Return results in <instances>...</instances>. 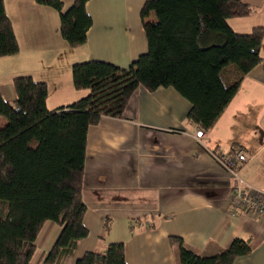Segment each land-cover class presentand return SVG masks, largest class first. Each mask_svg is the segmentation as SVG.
<instances>
[{"label":"crops","instance_id":"1","mask_svg":"<svg viewBox=\"0 0 264 264\" xmlns=\"http://www.w3.org/2000/svg\"><path fill=\"white\" fill-rule=\"evenodd\" d=\"M60 1L67 8L74 0ZM144 1L88 0L92 26L87 40L70 47L59 32L55 8L38 0H3L19 47L16 54L0 57L4 99L15 100L12 81L26 75L46 83L48 109L64 107L89 93L74 87V63L102 60L127 68L147 50L140 17ZM242 2L255 10L249 17L230 18L233 30L247 33L264 26V0ZM260 53L262 62L243 77L208 130L187 119L190 102L174 88L150 92L142 86L128 100L122 117L102 116L88 128L83 223L89 234L60 264H73L85 251H102L111 242L124 244L128 264H179L178 246L170 243V236L180 237L185 248L202 256L221 252L238 237L248 242L251 252L234 264H264V218L228 214L233 178L208 153H229L234 145L242 146L250 159L239 174L264 191V38ZM199 130L200 142L194 138ZM48 222L36 249L39 240L49 246L34 253L32 263L59 233L46 229Z\"/></svg>","mask_w":264,"mask_h":264},{"label":"trees","instance_id":"2","mask_svg":"<svg viewBox=\"0 0 264 264\" xmlns=\"http://www.w3.org/2000/svg\"><path fill=\"white\" fill-rule=\"evenodd\" d=\"M87 1L74 0L64 8L60 0H38L58 11L59 32L70 47L87 40L92 26ZM254 10L242 0H145L140 17L146 52L127 68L102 60L74 63L72 81L76 89H89L85 97L50 110L46 83L26 75L12 81L13 102L0 91V264H60L88 236L83 223L88 128L102 116L122 117L140 86L150 92L174 88L190 102L187 119L204 130L211 128L243 77L262 62L264 26L239 33L228 23ZM18 51L0 0V57ZM48 221L59 233L32 263L37 237ZM169 241L178 246L179 264H234L251 252L248 242L238 237L210 256L185 248L178 236ZM73 264L128 263L124 244L111 242L102 251H85Z\"/></svg>","mask_w":264,"mask_h":264},{"label":"built area","instance_id":"3","mask_svg":"<svg viewBox=\"0 0 264 264\" xmlns=\"http://www.w3.org/2000/svg\"><path fill=\"white\" fill-rule=\"evenodd\" d=\"M202 136L203 131L199 130L194 138L200 142ZM208 153L233 178V185L229 194L231 208L228 214L233 217L243 212V214L254 218H264V191L247 183L239 174L242 166L250 159L244 148L234 145L229 153H223L217 149L208 150Z\"/></svg>","mask_w":264,"mask_h":264},{"label":"rangeland","instance_id":"4","mask_svg":"<svg viewBox=\"0 0 264 264\" xmlns=\"http://www.w3.org/2000/svg\"><path fill=\"white\" fill-rule=\"evenodd\" d=\"M2 124V120L0 119V125ZM84 195H85V197L88 195V191H85L84 193H83ZM83 198H84V196H83ZM47 226H49V227H53V229H54V232H58L59 230H60V228L55 224V223H53V222H48L47 224H46V226H45V228L47 227ZM47 229V228H46ZM42 233V232H41ZM44 235V233L42 234V236ZM51 236H52V234H51ZM96 241H98L99 243H102V239L101 238H99V237H97L96 238ZM49 244V242H44V243H42L41 242V240H39L38 241V247H37V249H36V252H35V255L37 254H40L41 252H43V251H45L46 250V248H48V245ZM82 254V253H81ZM34 255V256H35Z\"/></svg>","mask_w":264,"mask_h":264}]
</instances>
